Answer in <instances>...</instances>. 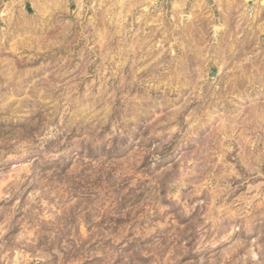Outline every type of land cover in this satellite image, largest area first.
I'll return each instance as SVG.
<instances>
[{
    "label": "rangeland",
    "instance_id": "obj_1",
    "mask_svg": "<svg viewBox=\"0 0 264 264\" xmlns=\"http://www.w3.org/2000/svg\"><path fill=\"white\" fill-rule=\"evenodd\" d=\"M0 264H264V0H0Z\"/></svg>",
    "mask_w": 264,
    "mask_h": 264
}]
</instances>
